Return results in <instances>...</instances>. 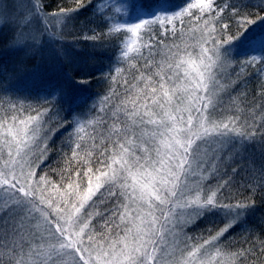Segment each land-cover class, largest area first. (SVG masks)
<instances>
[{"label": "snow or ice", "instance_id": "1", "mask_svg": "<svg viewBox=\"0 0 264 264\" xmlns=\"http://www.w3.org/2000/svg\"><path fill=\"white\" fill-rule=\"evenodd\" d=\"M76 3L78 9L88 6L84 0ZM11 7L10 16L0 14V27L10 26L14 43L23 48L59 43L46 20L53 16L62 24L70 18L64 10L47 13L43 0H15ZM106 7L107 0L92 5L105 32L93 30L83 39L119 40L117 65L144 56L142 49L150 45L143 44L141 32L150 39L152 25L175 33L178 22L183 35L187 17L188 30L199 33L192 37L197 43L175 46L149 73L133 74L131 81L124 68L113 67L107 78L123 91L110 85L91 105L97 115L88 119L52 122L50 107L0 105V264H264V235L242 237L234 249L225 248L222 240L255 202L222 203L218 191L223 184L213 189L205 183L219 176L220 164L230 154L239 156L257 143L264 147V132L254 122L242 119L239 110L226 114L218 108L220 93L227 88L219 77L231 52L221 49L233 39L224 14L235 17L240 30L256 21L235 4L216 0H185L171 14H157L167 12L164 4L149 9L140 5L142 15L128 23L113 22ZM8 8L7 0H0V12ZM258 19L264 21V16ZM245 42L264 53V33ZM190 48L198 51L193 54ZM262 60L264 54L246 63ZM57 92L76 106L84 103L58 86L49 95ZM249 115L264 128V107L259 113L249 108ZM60 128L68 131L70 154H62L57 184L37 171ZM213 209L223 211L222 227L206 238L184 233L189 220Z\"/></svg>", "mask_w": 264, "mask_h": 264}, {"label": "trees", "instance_id": "2", "mask_svg": "<svg viewBox=\"0 0 264 264\" xmlns=\"http://www.w3.org/2000/svg\"><path fill=\"white\" fill-rule=\"evenodd\" d=\"M43 2L47 13L59 14L61 10H64L70 18L67 19V24L63 28L59 43L56 41L46 43V46L39 50H7L8 37L0 32V105L7 108L8 103L11 102L23 105L29 110L37 105L50 107L52 111L48 115L52 122L61 119L67 121H72L74 118L88 119L96 116L97 112L91 109V105L108 93L110 85L119 92L123 91L119 83L112 85L107 78L113 67L124 68L123 75L131 81L133 74L149 73L159 61L167 56L170 49L174 50L175 46L179 45L183 48L186 44L195 45L197 41L192 37L199 35V33L194 34L188 30L187 17L184 18L183 35L178 22L175 33L170 27L165 32L159 25H152L150 39L143 30L141 32L143 44L150 45L142 49L144 56L135 58L131 62L126 60L117 65L116 61L120 54L119 40L108 36L98 41L83 39L84 35L92 34L93 30L98 34L106 30L100 16L93 14L92 5L98 3V0H91V3L89 0H84L88 6L79 9L76 0H43ZM184 3L185 0H107L106 15L111 17L113 22L128 23L142 15L139 12L140 5L149 9L154 5L164 4L167 12L157 14H171ZM216 3L235 4L241 13L256 21L255 24L245 25L244 30H240L235 23L236 18L231 17V14L226 11L224 18L229 23L227 32L233 37L231 43L237 40L238 43H242L247 37L264 33V21L258 19L259 16H264V0L262 2L258 0H216ZM116 8H121V12H116ZM195 24L196 22L193 21L192 26L195 27ZM58 52L60 55L57 54ZM247 53L245 57H240L239 54L237 56L226 54L234 65L229 64L221 75V83L226 84L227 88L221 95L223 102L218 108L226 114L239 110L242 119L246 118L250 124L254 122L258 131L264 132V128H259L261 121L258 119L253 121V117L249 115V108L259 113L260 107H264V60L251 65L246 63L252 56L259 57L264 53L260 50L253 52L252 49ZM242 55L245 53L242 52ZM148 60L152 63L146 66ZM133 63L135 67H132ZM119 80L118 76L117 81ZM53 86L63 89L66 96L82 99L84 103L76 106L70 100L61 99L58 92L50 96L49 90ZM71 128L72 124L69 123L68 131ZM68 131L60 128L50 138L48 157L40 165L37 176L46 173L49 180L57 184L61 183L62 154H70ZM256 140H260L259 134ZM230 155L232 158H225L220 164L219 176L212 177L205 183L213 189L216 185L223 184L218 191V199L222 203L235 204L238 201H247L248 198L255 202L254 209L241 218V223L225 234L227 239L222 238L225 248L234 249L242 237L264 235V147L257 143L248 151L242 150L239 156L235 153ZM224 181L228 183L224 184ZM225 219L220 209L206 211L187 229L189 230L188 236L197 239L206 238L210 231L222 227Z\"/></svg>", "mask_w": 264, "mask_h": 264}, {"label": "rangeland", "instance_id": "3", "mask_svg": "<svg viewBox=\"0 0 264 264\" xmlns=\"http://www.w3.org/2000/svg\"><path fill=\"white\" fill-rule=\"evenodd\" d=\"M15 2V0H7V3H8V5H9V8H8V10H7V13H2V12H0V14H5V15H8V16H10L12 13H13V8L11 7V5L13 4ZM22 2H26V0H22ZM258 2H262V0H258ZM46 22L48 23V25L50 26V28H49V31L50 32H53V33H56L58 36H59V39H60V36H61V34L63 33V28L65 27V25L67 24V20L64 22V23H58L57 22V19L55 18V17H48L47 18V20H46ZM36 27L39 29V28H42V25L41 24H37L36 25ZM0 32H2L3 34H4V36H6V37H8V43H7V45H6V47H7V50H17V51H21V50H36V49H34V48H31V47H29V48H23L21 45H18V44H15L14 43V41H13V31H12V28L9 26V27H0ZM37 34L38 35H40V36H42V38L45 40V41H48V36L47 35H45L43 32H37ZM3 36V37H4ZM6 37H5V39H6ZM7 40V39H6ZM53 42V41H52ZM51 43V42H50ZM47 44H49V43H47ZM9 48V49H8ZM228 48H230L231 49V52L230 53H228V55L230 56V54L232 55V56H237V54H239L240 55V57H245V56H247L248 55V53L247 52H249V50L250 49H252V51L253 52H258L260 49H259V46H256L255 48H250V47H248V45L245 43V42H242V43H238V40L237 41H235V42H233V43H231V44H226V45H223V48L221 49V51L223 50L224 51V49H228ZM59 49H60V46H59ZM190 51H193V54H195V52L196 51H198V49L197 48H192ZM242 52H244L245 53V55H242L241 56V53ZM227 60H228V63L226 64V66L223 68V70H222V73L227 69V67L229 66V64H230V66H232V65H234V63H232V62H230V60L228 59V57H227ZM222 75V74H221ZM221 75H220V80H221V82H222V78H221ZM223 94V92L222 93H220V96ZM230 106H232V107H234L233 105H230ZM220 111H223V110H221V109H219ZM202 216V215H201ZM201 216L200 217H193L191 220H189L188 221V223L187 224H185V226H184V228H183V231H184V233H186L187 234V236L189 235V230H187V229H189V227L190 226H192V224L194 223V221H196V220H199L200 218H201ZM189 237V236H188Z\"/></svg>", "mask_w": 264, "mask_h": 264}]
</instances>
